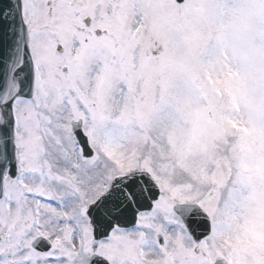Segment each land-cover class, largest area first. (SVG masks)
Listing matches in <instances>:
<instances>
[{
    "label": "snow or ice",
    "instance_id": "obj_1",
    "mask_svg": "<svg viewBox=\"0 0 264 264\" xmlns=\"http://www.w3.org/2000/svg\"><path fill=\"white\" fill-rule=\"evenodd\" d=\"M0 264H264V0H0Z\"/></svg>",
    "mask_w": 264,
    "mask_h": 264
}]
</instances>
